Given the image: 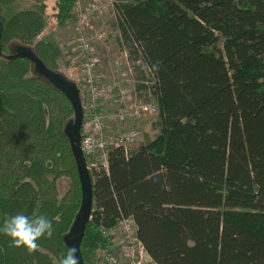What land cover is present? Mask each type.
I'll use <instances>...</instances> for the list:
<instances>
[{
	"label": "trees",
	"instance_id": "obj_1",
	"mask_svg": "<svg viewBox=\"0 0 264 264\" xmlns=\"http://www.w3.org/2000/svg\"><path fill=\"white\" fill-rule=\"evenodd\" d=\"M16 1L0 0V264H73L74 110L30 61L7 59L19 44L61 73L60 50L38 40L46 16L4 18ZM117 1L124 43L151 76L138 89L157 103L159 131L127 154L112 148L94 179L85 264L113 250L111 232L129 217L156 264H264V0ZM73 3L55 0L58 28Z\"/></svg>",
	"mask_w": 264,
	"mask_h": 264
},
{
	"label": "built area",
	"instance_id": "obj_2",
	"mask_svg": "<svg viewBox=\"0 0 264 264\" xmlns=\"http://www.w3.org/2000/svg\"><path fill=\"white\" fill-rule=\"evenodd\" d=\"M105 9L106 5L98 3L97 0H74L71 12L73 37L70 45L74 61L79 65L85 111L81 148L86 167L93 179L109 171V153L112 148H122L128 153L127 144H130L132 137L124 131V124L129 120L156 115L159 112L153 104L131 108L124 83L130 82L135 73V64L130 63V51L127 49L116 59L112 82L99 84L95 71L101 60L93 43L101 39V35L94 33L92 22ZM111 97H115L119 108H114V112L108 114L102 107ZM116 230L123 237V252H107L104 256L106 264H156L139 240L133 218L122 219Z\"/></svg>",
	"mask_w": 264,
	"mask_h": 264
},
{
	"label": "rangeland",
	"instance_id": "obj_3",
	"mask_svg": "<svg viewBox=\"0 0 264 264\" xmlns=\"http://www.w3.org/2000/svg\"><path fill=\"white\" fill-rule=\"evenodd\" d=\"M93 1V0H90ZM103 4L106 5V9L100 16L96 17L92 25L94 27V33H99L101 39L94 41V46L101 60V65L97 70V75L99 77L98 82L100 85H105L112 82V72L114 61L122 54L124 50L130 49L124 43L123 37L121 35L119 26V17L115 8L117 0H101ZM22 10H32L36 11L48 18V26L45 32L42 34L38 40H43L46 42L53 43L61 53L60 62V74L66 79L74 82L80 88L81 91V79L79 78V65L77 66L74 61V56L71 51L70 42L73 37V22L72 20L65 27L58 28L53 20V15L55 13V0H17L11 5L3 7V15L6 21H9L13 16ZM130 63L135 64V73L130 79V82L124 83V88L127 90L130 99L131 108L145 107L148 104H153L155 107L158 105L155 103L153 96L148 90H139L138 84H147L151 82L150 73L146 70L140 60L130 53ZM0 61V66L2 65ZM139 63V64H136ZM77 66V70H76ZM142 72H145L146 79L142 77ZM145 79V81H143ZM118 98L116 97V100ZM104 112L111 114L114 112V108L118 109L119 104L115 103V97H111L107 102L103 103ZM159 110V109H158ZM158 114L141 117L138 119L129 120L124 124L123 128L126 133L132 137L130 144H127V151L137 150L141 145L145 144L148 140L153 139L159 128L157 126ZM112 123V122H110ZM111 125V124H110ZM113 127V126H110ZM122 149V148H121ZM111 151V150H110ZM124 151V150H123ZM126 154V152L124 151ZM110 154V153H109ZM94 183V179L92 178ZM62 193L65 192V187L61 186ZM117 234L119 237L113 238V250L100 252L99 253V264H106L104 261V256L107 252L121 253L123 252L122 240L117 230L112 231V233ZM116 236V235H114ZM120 241L121 248L118 246ZM119 247V248H117ZM116 248V250H115ZM122 249V250H121ZM118 250V251H117ZM121 250V252H120Z\"/></svg>",
	"mask_w": 264,
	"mask_h": 264
},
{
	"label": "water",
	"instance_id": "obj_4",
	"mask_svg": "<svg viewBox=\"0 0 264 264\" xmlns=\"http://www.w3.org/2000/svg\"><path fill=\"white\" fill-rule=\"evenodd\" d=\"M23 58L33 65L34 73L52 84L71 103L74 110V118L65 126V134L70 142L72 153L77 165L78 176L81 185V206L70 228L64 236V243L68 248L73 264H85L82 257L81 245L85 237L86 228L91 221L94 199V183L86 167L84 154L81 148L82 128L85 119V111L82 105L80 90L77 85L66 79L63 75L50 70L44 62L30 48L13 44L8 60Z\"/></svg>",
	"mask_w": 264,
	"mask_h": 264
},
{
	"label": "bare ground",
	"instance_id": "obj_5",
	"mask_svg": "<svg viewBox=\"0 0 264 264\" xmlns=\"http://www.w3.org/2000/svg\"><path fill=\"white\" fill-rule=\"evenodd\" d=\"M83 2H84V1H83ZM97 2L100 3V4H102V5H105V4L102 3L101 0H97ZM104 11H105V10H104ZM104 11H103V12H104ZM103 12H102V13H103ZM100 15H101V14H100ZM100 15H98V16H100ZM98 16H97V17H98ZM115 62H116V60H115L114 63H113V69H114V66H115ZM98 63H99V65H98V67L96 68V71H95L96 75H97V70H98V68H99L100 65H101V61H99ZM97 76H98V75H97ZM75 84H76V83H75ZM76 85H77V84H76ZM80 85H81V91H80V94H81V100H82V88H83V86H82V82L80 83ZM77 87H78V86H77ZM78 89L80 90L79 87H78ZM82 105H83V102H82ZM83 108H84V107H83Z\"/></svg>",
	"mask_w": 264,
	"mask_h": 264
},
{
	"label": "crops",
	"instance_id": "obj_6",
	"mask_svg": "<svg viewBox=\"0 0 264 264\" xmlns=\"http://www.w3.org/2000/svg\"><path fill=\"white\" fill-rule=\"evenodd\" d=\"M70 23V21L66 24V25H68ZM65 27V26H64ZM76 64V63H75ZM77 65V64H76ZM78 66V65H77ZM77 66H76V70H77ZM111 235L113 236V238H116L117 239V237H119L117 234H115L114 232L112 233L111 232ZM114 235H116V236H114ZM120 238V237H119ZM117 243H119L118 244V246L121 248V245H120V241H118ZM114 247H115V245H114ZM119 247H117V248H119ZM115 250H116V248H115ZM122 250V249H121ZM121 250H120V252H121ZM118 251V250H117Z\"/></svg>",
	"mask_w": 264,
	"mask_h": 264
}]
</instances>
